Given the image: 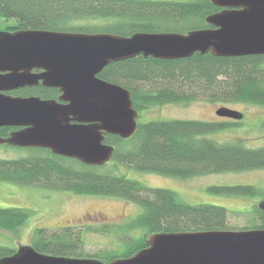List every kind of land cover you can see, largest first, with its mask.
Listing matches in <instances>:
<instances>
[{
    "label": "trees",
    "instance_id": "16d2710c",
    "mask_svg": "<svg viewBox=\"0 0 264 264\" xmlns=\"http://www.w3.org/2000/svg\"><path fill=\"white\" fill-rule=\"evenodd\" d=\"M221 9L211 0H0V16L15 20L5 27L8 31L44 29L124 36L136 32L186 33L213 27L206 17ZM99 76L129 89L139 113L154 104L188 103L198 99L264 106V54L217 56L197 52L191 57L171 60L140 54L110 63ZM159 80L167 84L153 89L145 87L146 83ZM59 92L57 88L39 85L7 93L49 99L56 98ZM230 125L233 123L180 118L138 122L136 132L129 138L105 135V142L114 145L115 150L111 160L103 165H88L48 148H27L36 154L0 158V181L78 194L116 196L138 204L142 211L125 225L122 233L129 235L135 230L139 234L129 235L131 240L120 253L85 251L81 228L37 227L33 231L30 245L42 253L96 257L111 262L148 247L149 238L155 233L235 229L229 227L228 210L224 206L188 203L172 189L149 186L113 169L122 164L141 172L190 178L264 168V146L251 148L242 142L221 143L206 136ZM14 129L0 126V136L8 137ZM215 189L234 195L256 196L261 192L254 184ZM258 203L254 205L256 224L244 229L264 228V211ZM32 214L33 210L28 207H0V229L17 231ZM87 229L105 233L109 230L107 226ZM15 252V248L0 246V258Z\"/></svg>",
    "mask_w": 264,
    "mask_h": 264
},
{
    "label": "water",
    "instance_id": "95a60500",
    "mask_svg": "<svg viewBox=\"0 0 264 264\" xmlns=\"http://www.w3.org/2000/svg\"><path fill=\"white\" fill-rule=\"evenodd\" d=\"M211 1L222 7L206 17L213 27L186 33L0 30V126L22 127L0 136V143L48 148L88 165L110 161L115 146L105 142V135L131 137L139 112L129 89L99 76L107 65L140 54L165 60L197 52L264 54V0ZM39 83L60 89V101L7 93ZM216 114L243 118L227 106ZM258 207L264 211V199ZM0 264H264V228L159 232L150 236L148 247L111 262L21 245Z\"/></svg>",
    "mask_w": 264,
    "mask_h": 264
},
{
    "label": "rangeland",
    "instance_id": "374dc122",
    "mask_svg": "<svg viewBox=\"0 0 264 264\" xmlns=\"http://www.w3.org/2000/svg\"><path fill=\"white\" fill-rule=\"evenodd\" d=\"M189 1V0H173ZM15 20L0 16V30ZM167 81L159 80L146 83L145 87L153 89ZM221 106H227L243 113L240 121H232L216 114ZM201 119L214 122H228L230 125L220 128L206 136L221 143L242 142L245 146L255 148L264 146V106L244 102H223L198 99L191 102L154 104L139 113L138 122L156 119ZM239 122V123H238ZM235 123V124H234ZM27 147L0 143V158H17L35 155ZM112 167V164L108 167ZM117 173L138 179L152 187H166L178 193L188 203H209L224 206L228 210L229 227L244 229L256 224L254 205L264 196V168L248 171H230L181 178L157 173L141 172L120 164L113 168ZM254 184L260 188L256 196L234 195L217 191L219 186ZM28 207L33 214L27 223L17 231L0 229V246L7 245L18 249L21 245H30L33 231L37 227L63 228L72 226L82 229L84 250L91 253L105 254L108 251L123 252L131 238L139 232L126 230V224L135 218L142 208L129 200L116 196L78 194L72 191L53 190L36 185H20L0 181V207ZM82 216L88 220L81 221ZM96 219L94 217H99ZM96 219V220H95ZM89 226H107L104 231L88 230Z\"/></svg>",
    "mask_w": 264,
    "mask_h": 264
},
{
    "label": "flooded vegetation",
    "instance_id": "af4514ba",
    "mask_svg": "<svg viewBox=\"0 0 264 264\" xmlns=\"http://www.w3.org/2000/svg\"><path fill=\"white\" fill-rule=\"evenodd\" d=\"M35 71H40L39 69H36ZM39 85H41V86H44V85H42V83H39L38 85H35V86H39ZM26 87H31V86H26ZM44 87H47V86H44ZM24 88V87H23ZM52 88H54V87H52ZM58 89V88H57ZM15 90H17V89H15ZM15 90H11V91H15ZM59 91H60V89H59ZM10 92V91H9ZM61 95V91L58 93V95H57V97L55 98V99H57L58 101H60V99H59V96ZM224 118H228V117H224ZM229 119H231L232 121H240L241 119H233V118H229ZM13 127H15V129L14 130H18V129H21L22 127H17V126H13ZM27 148H33V147H27ZM39 148H41V147H39ZM94 218H96V219H100L101 218V216H99V217H94ZM85 219H87L86 218V216H82V218H81V221H83V220H85ZM95 219V220H96Z\"/></svg>",
    "mask_w": 264,
    "mask_h": 264
}]
</instances>
